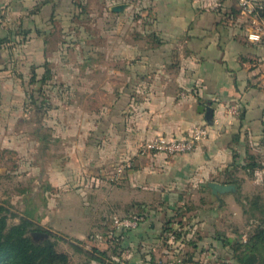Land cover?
<instances>
[{
  "label": "rangeland",
  "instance_id": "obj_1",
  "mask_svg": "<svg viewBox=\"0 0 264 264\" xmlns=\"http://www.w3.org/2000/svg\"><path fill=\"white\" fill-rule=\"evenodd\" d=\"M153 3L59 0L51 26L39 28L43 58L41 53L33 58L39 67L24 58L20 42L8 45L14 50L0 85V205L8 226L31 219L43 235L28 234L35 241H55L56 251L69 263L182 264L177 244L188 225L181 218L187 209L169 203L174 191L185 194L181 206L201 204L221 212L217 231L222 235L234 230L253 234L256 226L264 227V122L257 127L241 122L246 111L236 98L216 93L213 103H205L196 65L197 57L208 53L198 50L207 39L158 44L167 37L155 27ZM119 5L122 10L114 11ZM236 12L239 39L250 41V22L238 6ZM250 42L247 51L242 49L243 61L237 47H228L234 56L227 67L236 69L239 89L256 90L254 101L264 107V39ZM44 75L48 78L41 81ZM234 104L238 110L231 113ZM196 105H203V111ZM211 124L232 150V167L223 180L237 179L234 193L249 198L244 204L248 229L239 205L234 209L230 202L214 201L208 185L202 192L194 185L179 187L166 174V162L206 141ZM200 127L207 136L190 151L140 153L153 136L186 137ZM141 169L152 179L131 180ZM134 214L140 217L135 227H113L114 217ZM142 222L147 238L134 231ZM233 253L237 261L240 252Z\"/></svg>",
  "mask_w": 264,
  "mask_h": 264
},
{
  "label": "crops",
  "instance_id": "obj_2",
  "mask_svg": "<svg viewBox=\"0 0 264 264\" xmlns=\"http://www.w3.org/2000/svg\"><path fill=\"white\" fill-rule=\"evenodd\" d=\"M58 2L59 0H0V85L3 82L2 77L9 74L6 64L14 50L9 47L10 43L17 42L19 44L20 42L23 50L26 51L24 58L33 59L39 53L43 58L42 50L44 46L42 44L44 40L39 36V28L51 26ZM150 11L155 27L164 31V36L167 37L161 39L163 44L174 40L181 44H194L207 39L204 46L202 48L200 46L198 50L202 51L203 49L208 53L215 52V54L211 53V56L206 53L197 57L196 72H201V74H198L205 88V103H213L211 97L216 93L239 99L244 111H246V119L241 120V122H248L255 127L261 125L264 122V107L260 106L259 101H254L256 90L248 86L245 90H240L235 76L236 69L227 67L228 60L233 59L234 56L233 53L231 56L228 54V47L231 50L237 47V56L243 61L245 53L242 49L247 51L245 48L246 43L250 42L247 41L246 36H244L246 42L239 39L240 35L237 33L236 28L237 20H239L236 14V1L154 0ZM209 43L214 46L212 48L207 47ZM193 53L195 54V52ZM229 57L230 59H228ZM33 60L36 62V59ZM40 64L36 62L37 67ZM248 67L245 65L244 70L248 71ZM35 72L37 73V71ZM196 106L198 107V105ZM220 113H215V117H218ZM211 125L213 128L214 125ZM161 131L162 129L156 133ZM156 133L151 134L149 137ZM223 135H216L213 128L210 130L208 139L200 143L191 152L168 160L165 170L170 177V181L172 183L176 181L178 186L183 188L188 185L197 186L200 192L203 191V186L208 185L210 181L226 183V180L224 181L222 177L226 176L223 173L229 171L232 167L230 164L232 150L230 146L221 143ZM256 136L260 137L259 134H255L253 137ZM141 172L142 169L140 173H133L134 175L132 174L130 177L131 180L134 178L138 182L140 180L147 182L146 180L151 177V174L149 173V175L146 171L142 175ZM151 181L150 185L152 186ZM246 182H251V180L247 179ZM254 184L256 187L260 185L259 181L254 182ZM235 186L236 192L239 188L237 185ZM211 196L213 200L215 199L214 201H220V204L223 201L230 202L231 207L234 209H236V205H239L241 208L239 217L242 220L245 219L247 229L251 226L248 224L249 214L246 213L248 207L244 206L249 200L248 197H242L243 195L239 197L238 193L235 194L231 191L218 196L211 193ZM184 197L185 194L182 195L179 191L171 192L168 197L171 205H178L187 209L181 217L188 220V225L184 227L181 239L177 244V262L182 264L191 261L199 264H238L233 258L235 246H232V243L235 241L246 242L250 236L249 230H242L239 234L235 230L226 231L224 235L220 234L217 231V221L221 212H218L215 207L208 210L202 209L201 204L189 206L188 208L181 206L185 202ZM191 208L194 210H191ZM249 222H252V220ZM152 225L150 223V227ZM134 231L141 238H147L148 236L145 222L140 223L139 228Z\"/></svg>",
  "mask_w": 264,
  "mask_h": 264
},
{
  "label": "trees",
  "instance_id": "obj_3",
  "mask_svg": "<svg viewBox=\"0 0 264 264\" xmlns=\"http://www.w3.org/2000/svg\"><path fill=\"white\" fill-rule=\"evenodd\" d=\"M161 40H158V44ZM48 78L41 77V81ZM35 101V100H34ZM41 104L38 105V111ZM237 179L228 178L226 183L237 185ZM4 207L0 205V264H73L69 263L64 253L55 249V241L43 239L35 241L28 232L40 231L42 228L35 225L29 218H22L17 224L7 225V217ZM234 250L239 251L237 255L238 264H264V227L256 226L253 234L244 243L235 241ZM96 259H101L97 254H92ZM185 264V263H184ZM186 264H199L191 261Z\"/></svg>",
  "mask_w": 264,
  "mask_h": 264
},
{
  "label": "built area",
  "instance_id": "obj_4",
  "mask_svg": "<svg viewBox=\"0 0 264 264\" xmlns=\"http://www.w3.org/2000/svg\"><path fill=\"white\" fill-rule=\"evenodd\" d=\"M241 14L245 15L250 22L251 29L248 39L258 42L264 39V1L263 0H235ZM238 104L231 105L229 111L236 113ZM207 136L205 128H195L186 137H165L156 135L144 142L140 153L162 152L166 154H179L192 150L200 141ZM140 217L136 214L128 217H114L113 227L133 228L137 225Z\"/></svg>",
  "mask_w": 264,
  "mask_h": 264
},
{
  "label": "water",
  "instance_id": "obj_5",
  "mask_svg": "<svg viewBox=\"0 0 264 264\" xmlns=\"http://www.w3.org/2000/svg\"><path fill=\"white\" fill-rule=\"evenodd\" d=\"M123 5H119V6H115L113 7L114 11H120L122 10ZM204 106L203 105H198L197 110L203 111ZM208 187L210 188V191L212 194L218 196L220 194L223 193H227V192H235L236 190V186L233 183H218V182H214V181H210L208 182ZM43 235L42 232H33L32 233V237L33 238H39Z\"/></svg>",
  "mask_w": 264,
  "mask_h": 264
}]
</instances>
